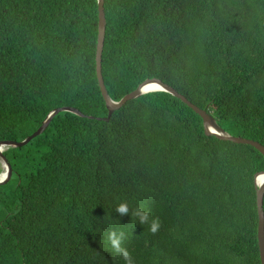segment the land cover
<instances>
[{
	"label": "trees",
	"instance_id": "16d2710c",
	"mask_svg": "<svg viewBox=\"0 0 264 264\" xmlns=\"http://www.w3.org/2000/svg\"><path fill=\"white\" fill-rule=\"evenodd\" d=\"M101 75L119 101L158 79L227 134L264 146V0H103ZM97 0H0V264H261L253 146L206 135L156 91L107 117ZM100 118V119H99ZM126 202L127 215L115 209ZM264 213V194H263ZM148 211L150 233L132 213Z\"/></svg>",
	"mask_w": 264,
	"mask_h": 264
},
{
	"label": "water",
	"instance_id": "95a60500",
	"mask_svg": "<svg viewBox=\"0 0 264 264\" xmlns=\"http://www.w3.org/2000/svg\"><path fill=\"white\" fill-rule=\"evenodd\" d=\"M97 7H98V33H97V44H96V53H95V66H96V77L99 86V90L101 95L104 99L106 109L108 111L107 117L104 119L105 121L108 120V117L111 113L117 109H119L122 105H124L128 100L135 99L143 94L156 92V91H164L167 92L177 98H179L182 102H184L188 107H190L201 119L204 127V132L206 135H213L221 140H229L234 143H243L253 146L257 149L264 157V146L259 144L256 141L250 139H244L238 136H232L225 133L215 122L214 118L206 112V110L201 109L191 102H189L184 96L178 94L172 87L162 83L158 79H146L142 83H140L136 89L131 91L130 93L124 95L119 101H113L109 98L105 85L103 83L102 75H101V54H102V47L104 41V31H105V16L103 11V0H97ZM149 84H156L158 85L157 89L154 90H147L145 87ZM60 112H70L74 113L78 116H83L80 112L76 109L70 107H62L57 108L51 111L41 125L29 136L25 137L22 141H3L0 142V163L2 162L5 164L6 167V176L4 179H0V185L6 183L11 175V167L5 157L3 156V151L9 147H21L27 144L31 139L35 138L36 136L40 135L44 129L49 124L50 120ZM100 119V118H99ZM3 167L1 165V171ZM259 177H261L259 179ZM254 183L257 187L256 190V208H257V215H258V227H257V244L259 250V258L260 263L264 264V213H263V194H264V171L256 173L254 176Z\"/></svg>",
	"mask_w": 264,
	"mask_h": 264
},
{
	"label": "clouds",
	"instance_id": "9594fccd",
	"mask_svg": "<svg viewBox=\"0 0 264 264\" xmlns=\"http://www.w3.org/2000/svg\"><path fill=\"white\" fill-rule=\"evenodd\" d=\"M115 211L120 214L121 216L123 215H127L129 212V208L126 202H122L120 203ZM133 216L137 217L139 220L140 224H149V231L152 234H156L160 227H161V222L159 220L158 217L151 219L150 223H149V217H150V213L148 211H144L141 209H136L133 213ZM124 239V233L123 232H119L117 233L115 230L110 231L107 235V240L112 248V250L119 254L125 261V264H133L132 262V258L129 254V252L121 247L122 241Z\"/></svg>",
	"mask_w": 264,
	"mask_h": 264
},
{
	"label": "bare ground",
	"instance_id": "6f19581e",
	"mask_svg": "<svg viewBox=\"0 0 264 264\" xmlns=\"http://www.w3.org/2000/svg\"><path fill=\"white\" fill-rule=\"evenodd\" d=\"M157 88H158V85H156V84H149V85H147L145 87V89H147V90H154V89H157ZM0 165H2V167H3V170L0 173V176H2V172H3V177H2V179H3L6 176V167H5V164L3 162H2V164L0 163ZM260 178L261 177H259V179Z\"/></svg>",
	"mask_w": 264,
	"mask_h": 264
},
{
	"label": "rangeland",
	"instance_id": "374dc122",
	"mask_svg": "<svg viewBox=\"0 0 264 264\" xmlns=\"http://www.w3.org/2000/svg\"><path fill=\"white\" fill-rule=\"evenodd\" d=\"M1 161V160H0ZM0 173H1V165H0ZM2 177H3V172H2V176H0V179H2ZM5 178V177H4ZM3 178V179H4Z\"/></svg>",
	"mask_w": 264,
	"mask_h": 264
}]
</instances>
